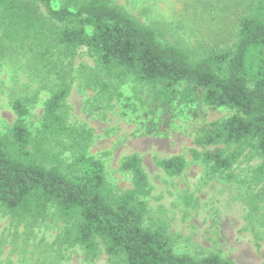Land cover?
<instances>
[{"label": "trees", "instance_id": "1", "mask_svg": "<svg viewBox=\"0 0 264 264\" xmlns=\"http://www.w3.org/2000/svg\"><path fill=\"white\" fill-rule=\"evenodd\" d=\"M231 6V38L189 46L110 0H0V63L25 55L54 82L35 132L26 124L35 99H15L16 120L0 135V212L24 226L1 245L17 253L19 241L28 247L54 208L64 224L53 243L61 258L63 249L78 247L90 263L106 256L108 264H236L220 255L178 253L165 222L148 226L151 188L143 158L134 153L122 160L132 188L115 190L104 163L90 154L93 131L69 123L67 103L74 86L91 94V114L125 102L142 112L151 136L165 133L180 107L234 111L204 126L190 155L206 177L238 187L251 224L264 220V0H228L224 10ZM81 54L93 64L76 65ZM155 162L171 178L188 166L183 156ZM253 162L244 176L237 174L238 166Z\"/></svg>", "mask_w": 264, "mask_h": 264}, {"label": "rangeland", "instance_id": "2", "mask_svg": "<svg viewBox=\"0 0 264 264\" xmlns=\"http://www.w3.org/2000/svg\"><path fill=\"white\" fill-rule=\"evenodd\" d=\"M123 7L147 25H160L175 40L189 46L204 39L223 43L235 28L236 16L232 6L224 10L228 0H110ZM213 8H210L212 6ZM206 7V8H205ZM216 7V8H215ZM221 11V12H220ZM223 13V14H222ZM221 36H215L220 35ZM218 38V39H216ZM211 42V41H210ZM93 61L81 54L76 65ZM44 86H47L44 88ZM54 88L46 74H37L25 55H11L0 63V135H5L16 120L12 108L15 99L30 101L28 128L35 132L41 125L44 103ZM129 95V86L122 89ZM91 94L74 86L68 105L71 107L69 123L85 126L93 131L90 154L106 167L108 182L117 191L132 188L129 174L120 171L122 160L134 153L143 158L151 193L147 199L150 218L146 224L161 220L176 240V251L194 258L220 255L236 264H264V220L261 216L251 224L249 210L238 187L218 178H208L205 169L195 162L190 151L198 149L195 140L201 129L234 114L225 108L180 107L170 128L161 135H145L142 112L134 113L124 103L104 114H91L87 101ZM183 156L187 168L180 177H168L156 165L155 159ZM237 167V174L245 175L249 166ZM264 213V205L262 206ZM64 224L51 208L48 217L36 229L34 238L24 247L12 252L10 245L0 243V264H108L106 256L95 263L87 262L81 248L63 249L62 256L53 246ZM18 229L10 218L0 212V242L11 239Z\"/></svg>", "mask_w": 264, "mask_h": 264}]
</instances>
